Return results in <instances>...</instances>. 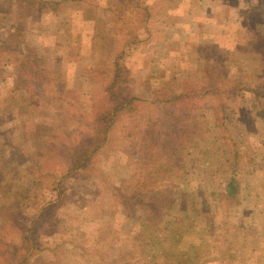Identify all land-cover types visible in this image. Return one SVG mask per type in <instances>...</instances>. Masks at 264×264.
Returning <instances> with one entry per match:
<instances>
[{"label": "rangeland", "instance_id": "1", "mask_svg": "<svg viewBox=\"0 0 264 264\" xmlns=\"http://www.w3.org/2000/svg\"><path fill=\"white\" fill-rule=\"evenodd\" d=\"M263 225L264 0H0V264H264Z\"/></svg>", "mask_w": 264, "mask_h": 264}, {"label": "trees", "instance_id": "2", "mask_svg": "<svg viewBox=\"0 0 264 264\" xmlns=\"http://www.w3.org/2000/svg\"><path fill=\"white\" fill-rule=\"evenodd\" d=\"M55 5L60 4V2H54ZM115 79V78H114ZM115 81V80H114ZM113 83H110L109 87H112ZM112 98L114 100V104H112L110 107H101L99 112H97V115H95V123L97 125V129L94 132H91L88 136L87 144L85 147L78 148L73 147L70 153L69 161H68V169L75 170L78 168L86 167V165L89 163L91 159V154L94 152V149L99 146L104 140H105V126L109 121L112 119V112L117 111L124 107V103H128L129 107H132V102L130 100V97L128 95H118V93L115 91L112 93ZM128 96L129 98H127ZM174 97H183V95H175ZM125 108V107H124ZM123 109V108H122ZM183 110V109H182ZM179 129L176 131L177 136L179 138H182L185 134V126H182L181 124L179 126ZM185 127V128H184ZM180 130V131H179ZM229 188H233L234 181H229L228 183Z\"/></svg>", "mask_w": 264, "mask_h": 264}, {"label": "crops", "instance_id": "3", "mask_svg": "<svg viewBox=\"0 0 264 264\" xmlns=\"http://www.w3.org/2000/svg\"><path fill=\"white\" fill-rule=\"evenodd\" d=\"M262 230H263V232H264V225L262 226ZM262 230H261V231H262ZM263 241H264V240H263ZM242 246H244V245H242ZM257 256H258V254H257ZM259 257H260V256H259ZM254 264H255V263H254Z\"/></svg>", "mask_w": 264, "mask_h": 264}]
</instances>
